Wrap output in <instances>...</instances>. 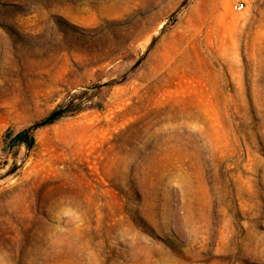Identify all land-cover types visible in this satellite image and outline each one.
<instances>
[{"label":"rangeland","instance_id":"1","mask_svg":"<svg viewBox=\"0 0 264 264\" xmlns=\"http://www.w3.org/2000/svg\"><path fill=\"white\" fill-rule=\"evenodd\" d=\"M0 264H264V0H0Z\"/></svg>","mask_w":264,"mask_h":264},{"label":"trees","instance_id":"2","mask_svg":"<svg viewBox=\"0 0 264 264\" xmlns=\"http://www.w3.org/2000/svg\"><path fill=\"white\" fill-rule=\"evenodd\" d=\"M71 106H73L72 101H70L69 104H67L65 107L55 109L48 116L42 118L38 122H35L32 126L24 128V129L16 132L12 136L9 135L8 136L9 146H14L17 144H23L28 149L32 148L35 144L33 129L54 122L60 116L71 111L72 110Z\"/></svg>","mask_w":264,"mask_h":264},{"label":"built area","instance_id":"3","mask_svg":"<svg viewBox=\"0 0 264 264\" xmlns=\"http://www.w3.org/2000/svg\"><path fill=\"white\" fill-rule=\"evenodd\" d=\"M243 3L242 2H237V3H235L234 5H233V8L235 9V10H241L242 8H243Z\"/></svg>","mask_w":264,"mask_h":264}]
</instances>
